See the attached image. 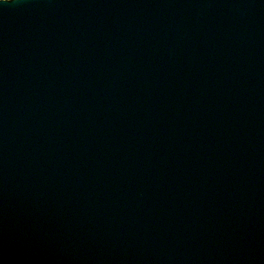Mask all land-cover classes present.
I'll use <instances>...</instances> for the list:
<instances>
[{
	"label": "water",
	"instance_id": "1",
	"mask_svg": "<svg viewBox=\"0 0 264 264\" xmlns=\"http://www.w3.org/2000/svg\"><path fill=\"white\" fill-rule=\"evenodd\" d=\"M0 264H264V0H0Z\"/></svg>",
	"mask_w": 264,
	"mask_h": 264
}]
</instances>
